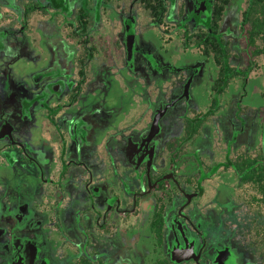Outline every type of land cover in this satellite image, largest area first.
<instances>
[{"label":"flooded vegetation","instance_id":"obj_1","mask_svg":"<svg viewBox=\"0 0 264 264\" xmlns=\"http://www.w3.org/2000/svg\"><path fill=\"white\" fill-rule=\"evenodd\" d=\"M217 1L0 0V264H259L204 197L264 165L232 111L198 155L264 58Z\"/></svg>","mask_w":264,"mask_h":264},{"label":"rangeland","instance_id":"obj_2","mask_svg":"<svg viewBox=\"0 0 264 264\" xmlns=\"http://www.w3.org/2000/svg\"><path fill=\"white\" fill-rule=\"evenodd\" d=\"M247 4L248 0H228L224 9H228L229 15L235 17L238 23ZM241 65L243 64L241 63ZM239 84V77L231 79L230 86L227 92L224 93L226 100H224L223 109L215 112L213 143L209 150L204 148L198 153L208 164L225 160V139L224 136L222 138L217 127V120L220 116L224 117L225 113H230V111L234 112L235 116H238L240 120L242 119L244 135H242V138L232 150L233 152H229V159H235L233 155L241 151L245 156L257 158L259 161L264 162V138L262 134L264 118V58L262 55H258L255 58V67L249 73V83L246 84L247 89L244 94H241V102H239L237 108L230 105L232 93L236 97L240 95L237 86ZM200 139L204 140L203 138ZM206 151L209 153L207 154ZM210 152H212L213 156H209ZM224 175L228 176V178L220 177L216 174L203 183L204 197L213 195L216 186L222 181L224 182V187L237 205V209L233 213L234 219L229 223V229H235L242 244L254 252L259 264H264V204L262 201L264 195L259 190L258 184L250 181L238 182L239 180L229 170Z\"/></svg>","mask_w":264,"mask_h":264},{"label":"trees","instance_id":"obj_3","mask_svg":"<svg viewBox=\"0 0 264 264\" xmlns=\"http://www.w3.org/2000/svg\"><path fill=\"white\" fill-rule=\"evenodd\" d=\"M228 0H219L214 3V9H221ZM243 37L246 47L253 54L264 53V0H248L247 7L242 13ZM259 40V43L256 42ZM252 162L245 165V179L258 184L264 192V165H259V173L251 168ZM264 257V254H263Z\"/></svg>","mask_w":264,"mask_h":264}]
</instances>
